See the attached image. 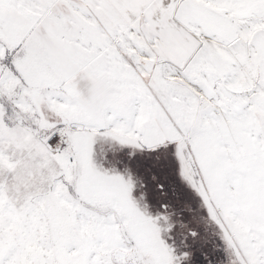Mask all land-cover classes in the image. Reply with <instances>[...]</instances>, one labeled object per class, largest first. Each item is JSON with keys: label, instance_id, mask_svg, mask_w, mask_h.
Segmentation results:
<instances>
[{"label": "snow or ice", "instance_id": "1", "mask_svg": "<svg viewBox=\"0 0 264 264\" xmlns=\"http://www.w3.org/2000/svg\"><path fill=\"white\" fill-rule=\"evenodd\" d=\"M0 264H264V0H0Z\"/></svg>", "mask_w": 264, "mask_h": 264}]
</instances>
